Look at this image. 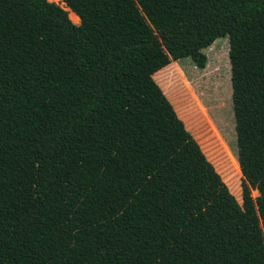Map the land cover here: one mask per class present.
<instances>
[{"label": "trees", "instance_id": "16d2710c", "mask_svg": "<svg viewBox=\"0 0 264 264\" xmlns=\"http://www.w3.org/2000/svg\"><path fill=\"white\" fill-rule=\"evenodd\" d=\"M59 1L0 0V264H264V0ZM225 36L241 203L154 79Z\"/></svg>", "mask_w": 264, "mask_h": 264}, {"label": "rangeland", "instance_id": "374dc122", "mask_svg": "<svg viewBox=\"0 0 264 264\" xmlns=\"http://www.w3.org/2000/svg\"><path fill=\"white\" fill-rule=\"evenodd\" d=\"M52 1L61 4L59 0ZM72 13L69 11L71 21L78 24V16ZM203 52L206 54L204 67H198L189 57L172 60L154 79L241 203L244 180L238 169L228 37L215 39ZM251 194L255 197L258 192L251 189Z\"/></svg>", "mask_w": 264, "mask_h": 264}, {"label": "built area", "instance_id": "2783aa9c", "mask_svg": "<svg viewBox=\"0 0 264 264\" xmlns=\"http://www.w3.org/2000/svg\"><path fill=\"white\" fill-rule=\"evenodd\" d=\"M50 1H52V0H50Z\"/></svg>", "mask_w": 264, "mask_h": 264}]
</instances>
